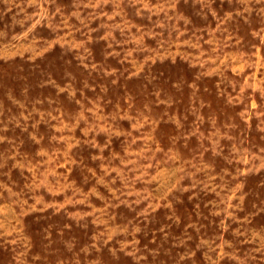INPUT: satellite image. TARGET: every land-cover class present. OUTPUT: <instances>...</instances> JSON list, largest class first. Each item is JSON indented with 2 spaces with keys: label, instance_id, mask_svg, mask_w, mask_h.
Segmentation results:
<instances>
[{
  "label": "rangeland",
  "instance_id": "rangeland-1",
  "mask_svg": "<svg viewBox=\"0 0 264 264\" xmlns=\"http://www.w3.org/2000/svg\"><path fill=\"white\" fill-rule=\"evenodd\" d=\"M0 264H264V0H0Z\"/></svg>",
  "mask_w": 264,
  "mask_h": 264
}]
</instances>
